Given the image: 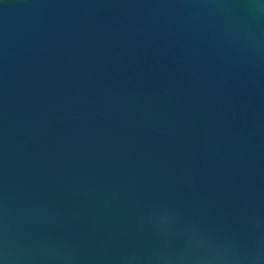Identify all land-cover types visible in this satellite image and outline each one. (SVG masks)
Instances as JSON below:
<instances>
[{"label": "water", "instance_id": "95a60500", "mask_svg": "<svg viewBox=\"0 0 264 264\" xmlns=\"http://www.w3.org/2000/svg\"><path fill=\"white\" fill-rule=\"evenodd\" d=\"M0 264H264V0H0Z\"/></svg>", "mask_w": 264, "mask_h": 264}]
</instances>
